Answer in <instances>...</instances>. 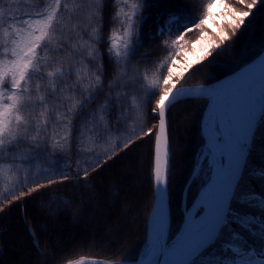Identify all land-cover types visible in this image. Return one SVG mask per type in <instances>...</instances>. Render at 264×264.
I'll return each instance as SVG.
<instances>
[{
	"label": "snow or ice",
	"instance_id": "obj_1",
	"mask_svg": "<svg viewBox=\"0 0 264 264\" xmlns=\"http://www.w3.org/2000/svg\"><path fill=\"white\" fill-rule=\"evenodd\" d=\"M107 3L0 0V178L4 180L0 213L42 188L70 179L67 165L60 166L59 158L70 156L73 150L76 176L87 180L118 149H129L136 139L148 137L153 140L156 202L146 229L147 242L138 260L125 257L115 264H264V191L251 183L264 184V166L253 167L249 161L257 134L264 128V49L258 59L225 80L226 86L222 81L177 87L194 64L212 56L213 49H222L251 24L264 9V0H234L233 4L207 0L200 17L176 9L157 18L156 31L149 38L161 39V51L168 55L153 65L155 71L139 67L152 55L140 49L153 0H112V21L118 30L105 40ZM218 7L221 11L214 12ZM193 29L200 32L196 43H206L198 58L190 61L184 37ZM173 32L174 39H162ZM102 43L108 45L106 55L115 68L107 85ZM101 95L103 99L96 103ZM183 98L211 101L204 124L206 144L200 154V172L206 167L207 178L198 199L186 210L182 227L170 235L167 114ZM152 103L150 111L158 122L146 127L143 109ZM92 104L95 107L81 118L80 113ZM120 125H128L132 135L117 145L112 138L121 131ZM43 161L51 167H43ZM34 167L36 174L44 173L46 183H40L37 176L27 191L20 190L29 183ZM33 242L39 250L35 235Z\"/></svg>",
	"mask_w": 264,
	"mask_h": 264
},
{
	"label": "trees",
	"instance_id": "obj_2",
	"mask_svg": "<svg viewBox=\"0 0 264 264\" xmlns=\"http://www.w3.org/2000/svg\"><path fill=\"white\" fill-rule=\"evenodd\" d=\"M226 2L233 4L234 0H226ZM153 3L154 7L149 10L150 18L142 28L144 47L140 49L141 53L148 52L152 55L139 64L141 70L147 68L155 71L153 65L168 55L167 52L161 51V39L149 38L156 31L157 26L154 21L165 16L170 10L176 9L191 11L196 17H200L207 0H153ZM111 4L112 0H108L104 9L105 40L113 30H118L112 21L115 9ZM220 11L219 7L214 9V12ZM216 20V27H219V17ZM175 34L173 32L171 36L162 39H174ZM199 36V30L193 29L184 37L187 59L190 61L198 58L197 53L202 51L203 44L206 43L202 41L197 44ZM0 39H2V25H0ZM107 47L106 43L99 45L100 51L105 53L106 85L113 79L115 72L106 55ZM262 49H264V9L255 15L251 24L242 28L227 45L222 46V49H213L212 56L204 59L202 63L194 64L177 87L207 84L219 80L254 59ZM176 58L181 64L184 63L182 57ZM102 99L103 95L96 103ZM207 102L206 99L180 101L168 112L171 148L170 235L177 232L183 219V197L185 207L188 209L205 180L203 172L199 171L197 175L196 168L204 144L201 122ZM153 106L154 103L145 104L143 109L142 124L146 127L158 122L155 114L150 111ZM93 107L95 104L88 105L80 113V117L83 118ZM119 127L121 131L114 132L112 138V143L117 145L122 144L132 135V129L128 125ZM136 130H139V125L136 126ZM257 136L249 161L251 166L258 168L264 166V158H262L264 128L260 129ZM23 150L22 146L20 151ZM117 151V155L103 164V167L92 172L85 180L76 176L77 154L73 150L70 156L59 158L60 166L67 165L70 179L42 188L5 208V211L0 213V264H67L82 257L114 263L125 257L135 260L147 238L146 229L155 200L152 176L153 140L148 137H144L143 140L136 139L129 149ZM42 165L51 167L47 161H43ZM129 165L132 166L131 173L127 171ZM37 176L40 183H46L43 178L44 173L36 174L34 167L29 176V183L20 190L27 191ZM251 183L257 191H264V184L259 180H252ZM3 189L4 180L0 178V193H3ZM124 198L126 205L123 208ZM2 199L3 196L0 195V200ZM29 228L32 229L31 232ZM33 235L39 242V250L34 245Z\"/></svg>",
	"mask_w": 264,
	"mask_h": 264
},
{
	"label": "water",
	"instance_id": "obj_3",
	"mask_svg": "<svg viewBox=\"0 0 264 264\" xmlns=\"http://www.w3.org/2000/svg\"><path fill=\"white\" fill-rule=\"evenodd\" d=\"M258 58H259V55L256 56V57H255L254 59H252L251 61H249V62H247L246 64H244L243 66H241L240 68H238L237 70H235L234 72H232V73L226 75L225 77H223V78H221V79H219V80H216V81L211 82V83H207V84H205V85H209V86H211V85H215V84H218V83H220V82H222V81H225V80L231 78V77L234 76L236 73H238L243 67L247 66L248 64L252 63L255 59H258ZM227 84H228V82L225 81V85H224V86H226ZM196 85H199V84H196ZM189 86H192V85L180 86V87H185V88H186V87H189ZM178 88H179V87H178ZM198 99H206V100L208 101V104H207V108H208L209 102H211V101L208 100L207 98H183V99L179 100L178 102H180V101H185V100H198ZM207 108H206V110H207ZM206 110L204 111L203 117H204V115H205V113H206ZM167 115H168V114H167ZM202 121H203V119H202ZM168 124H169V120H168ZM168 133H169V132H168ZM169 146H170V141H169ZM170 167H171V148H170ZM169 178H170V176H169ZM153 186H154V184H153ZM168 186H169V182H168V185H167L166 207H167V212H168V218H169V229H170V226H171V213H170V204H169V187H168ZM154 199H155V200H154V204H155V202H156L155 191H154ZM152 214H153V210H152ZM152 214H151V216H152ZM150 219H151V217H150ZM149 227H150V220H149V224H148V228H149ZM181 227H182V226H181ZM146 242H147V238H146L144 244L142 245V247H141V249H140V251H139V254H138L136 260L139 259L140 254H141V252H142V250H143V248H144ZM91 260H99V259H91ZM100 261H102V260H100Z\"/></svg>",
	"mask_w": 264,
	"mask_h": 264
},
{
	"label": "rangeland",
	"instance_id": "obj_4",
	"mask_svg": "<svg viewBox=\"0 0 264 264\" xmlns=\"http://www.w3.org/2000/svg\"><path fill=\"white\" fill-rule=\"evenodd\" d=\"M17 3H18V0H17ZM15 10V5H14V8H13V11ZM27 10V9H26ZM182 117H184V116H182ZM182 119H184V118H182ZM168 120H169V118H168ZM168 132H169V128H168ZM170 141V140H169ZM204 145H205V141H204V144H203V146H202V148H201V151H202V149H203V147H204ZM200 154H201V152H200ZM140 158V156H138V159ZM129 164V163H128ZM200 164H201V155H200V157H199V162H198V165H197V168H196V172L198 173L199 171H200ZM170 170H171V167H170ZM127 171L128 172H133L132 171V166L131 165H129L128 167H127ZM203 176H204V178L206 179L207 178V168L205 167V170L203 171ZM169 181H170V178H169ZM169 187V186H168ZM201 189H202V187H201ZM122 202L124 203V205H123V208L125 207V205H126V198H124V199H122ZM170 204V203H169ZM182 204H183V206H182V209H183V211H184V216H183V219H182V221H181V223H180V226H179V228H181V226H182V224H183V221H184V219H185V216H186V210H190L191 208L189 207L188 209L185 207V200H184V197H183V200H182ZM170 213H171V207H170ZM170 228H171V226H170ZM178 228V229H179Z\"/></svg>",
	"mask_w": 264,
	"mask_h": 264
},
{
	"label": "bare ground",
	"instance_id": "obj_5",
	"mask_svg": "<svg viewBox=\"0 0 264 264\" xmlns=\"http://www.w3.org/2000/svg\"><path fill=\"white\" fill-rule=\"evenodd\" d=\"M211 102H209V104H210ZM209 106V105H208ZM207 111H208V108H207V110H206V113H205V115H204V117H203V121H202V133H203V136H204V124H205V122H206V118H207ZM204 139H205V144H206V137L204 136ZM205 146V145H204ZM202 190V189H201ZM200 194V193H199ZM199 194H198V196H197V198H196V200L198 199V197H199ZM196 200H195V202H196ZM76 261H86V262H90V261H93V260H91V259H79V260H76ZM76 261H74V262H71V263H69V264H75V262ZM112 264H115L114 262H112Z\"/></svg>",
	"mask_w": 264,
	"mask_h": 264
}]
</instances>
